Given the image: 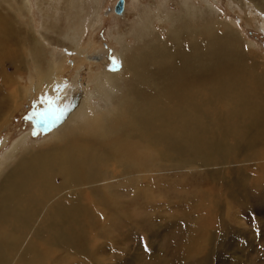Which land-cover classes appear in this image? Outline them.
Listing matches in <instances>:
<instances>
[{
    "label": "rangeland",
    "instance_id": "374dc122",
    "mask_svg": "<svg viewBox=\"0 0 264 264\" xmlns=\"http://www.w3.org/2000/svg\"><path fill=\"white\" fill-rule=\"evenodd\" d=\"M18 1L0 0V156L23 134H28L30 147L54 138L52 132L58 122L55 116L69 102V88L76 75L73 66L81 58L57 32L80 33L83 27L78 47L87 49L84 57L91 62L81 68V76L75 82L83 87L105 65L121 70L115 38L118 33L126 34V40L133 44L132 34L148 13L154 15L153 22L161 30L162 39L174 49L166 34L172 23L157 15L183 8V0H125V11L120 15L113 10L118 0H53L59 4L53 16L54 8L48 0H28V13ZM188 1L206 5L205 0ZM210 1L219 9V20L226 21L229 16L227 20L245 39V48L264 59V10L255 6L253 0ZM108 5L112 6L111 11ZM212 17V13L205 16ZM203 20L199 18L197 22L202 24ZM30 21L45 49L68 58L69 69L61 72L63 82L49 98L40 91L34 96L32 91L36 70L33 63H27L31 56L22 43L23 30L29 31ZM196 39L206 41L207 34L196 33ZM183 43L188 48L189 38H184ZM94 56L99 60L91 59ZM248 62L239 70L241 74H252L254 64L252 59ZM262 68L259 71H264ZM204 70H200L201 75ZM159 78H155L156 85L145 87L155 96V102L145 97L142 108L163 109L171 118L179 114L177 108L183 99H176L169 88L164 90L163 85H157ZM192 84L201 85L196 100L209 106L212 97L207 89L203 90L206 83ZM15 87L24 96L17 111L18 104L12 103ZM98 101L104 102L93 99L94 105ZM219 105L221 111L226 109L224 103ZM12 110L16 111L13 117ZM215 110L217 106L205 109V117L217 118L216 134L222 135L228 118L219 119ZM164 120L167 119H156L149 127L148 136L156 137L154 143L147 136L143 140L140 133L144 125L140 119L130 117L118 119L107 134H82L85 147H95L102 155L108 151L93 170L96 176L83 179L75 190L71 189L74 186L57 190L67 216L56 236L40 237L37 208L29 212L25 225L11 228L12 235L1 228L0 237L10 239L13 245L5 252V264H264V141L257 146L244 145L221 164L203 166L197 157L179 155L159 140L157 124ZM77 128L74 129H80ZM127 142L133 147L125 156L117 148ZM144 149L151 155H146ZM87 185L98 192L99 202L84 192ZM82 202L92 214L81 211Z\"/></svg>",
    "mask_w": 264,
    "mask_h": 264
},
{
    "label": "bare ground",
    "instance_id": "6f19581e",
    "mask_svg": "<svg viewBox=\"0 0 264 264\" xmlns=\"http://www.w3.org/2000/svg\"><path fill=\"white\" fill-rule=\"evenodd\" d=\"M51 1L47 2L53 6L54 16L59 4ZM207 1H204L206 5L203 7L183 0L181 10L157 15L162 21L172 23L166 34L172 39L174 49L162 39L161 30L153 22V14L148 13L144 22L140 23L142 25L135 29L133 44L126 40V34L118 33L115 42L120 48L117 57L121 62V70L113 71L105 65L83 87L75 83L81 76V68L91 64L84 57L87 49L85 51L78 47L81 45L78 40L84 32L83 27L80 33L72 30L66 35L61 31L55 32L69 41L68 45L73 46L72 49L82 59H77L79 62L73 66L76 75L73 86L69 88L72 94L68 97L67 106L59 114L60 118L52 132L54 138L46 139L37 147H30L32 144L29 143L28 134H23L0 156V229L12 235L11 228L25 225L29 212L37 208L41 220L38 227L40 237L56 236L60 223L67 216L57 190L66 186H74L71 189L75 190L82 185L83 179L95 177L93 170L108 155V151L102 155L95 147H85L87 144L82 134L103 131L107 134L118 119H140L144 125L140 133L143 140L147 136L153 143L156 137L148 136L149 127L153 126L156 119H167L157 124L159 140L179 155L186 153L197 157L203 166L221 164L225 157L238 152L244 145L257 146L264 141V95L260 92L264 93V71L258 69L261 66L264 69V59L245 48L246 41L233 22L228 21L229 16L226 21L219 20L218 7ZM253 1L255 6L264 10V0ZM18 2L28 13V0ZM68 3L72 5V1ZM113 10L115 12V6ZM209 13L214 17L205 18ZM198 17L205 19L202 24L197 22ZM30 29L28 32L23 30L22 43L25 42L31 56V62L27 63H33L36 70L37 80L32 91L34 96L40 91L49 98L63 82L61 72L69 69L66 64L68 58L44 48V43L33 32L32 21ZM196 33H206V41L199 42ZM46 38L54 44L53 40ZM184 38H189L188 48L183 43ZM1 41L3 39H0V44ZM91 59L98 61L99 57ZM248 59H252L254 64L252 74H241L239 70L243 65L250 64ZM202 68L205 70L201 75ZM157 77L161 79L157 85H163L164 90L169 88V93L176 99H183L182 106L177 108L180 109L177 112L179 114L171 118L163 109L142 108L145 97H151L155 102V96L145 87L148 84L156 85ZM192 81L206 83L203 90L207 89L206 93L212 97L209 106L196 100L201 85L193 86ZM17 88L14 89L15 99L12 101L18 104L16 111L24 98ZM93 99L104 102L98 101V105H94ZM219 103H224L226 109L221 111ZM210 106H217L218 110L213 112L219 119L228 118L222 135L216 134L219 125L217 118L205 117L204 110ZM234 116L237 119H233ZM77 127L80 129L75 130ZM132 147L127 142L122 147L118 145L117 150L128 156ZM144 152L151 155L146 149ZM86 191L93 200H101L98 192L90 186L87 185ZM80 207L88 215L93 213L84 202ZM12 248L10 239L0 237V264L6 263L5 252Z\"/></svg>",
    "mask_w": 264,
    "mask_h": 264
},
{
    "label": "water",
    "instance_id": "95a60500",
    "mask_svg": "<svg viewBox=\"0 0 264 264\" xmlns=\"http://www.w3.org/2000/svg\"><path fill=\"white\" fill-rule=\"evenodd\" d=\"M108 11H111L112 6L108 5L107 7ZM125 10V0H118L115 5V12L118 14H122Z\"/></svg>",
    "mask_w": 264,
    "mask_h": 264
},
{
    "label": "snow or ice",
    "instance_id": "6c2138e0",
    "mask_svg": "<svg viewBox=\"0 0 264 264\" xmlns=\"http://www.w3.org/2000/svg\"><path fill=\"white\" fill-rule=\"evenodd\" d=\"M111 70L114 71V70H116V69H111ZM50 107L54 108V107H55V104L50 102ZM59 118H60L59 115H56V116H55V119H59Z\"/></svg>",
    "mask_w": 264,
    "mask_h": 264
}]
</instances>
